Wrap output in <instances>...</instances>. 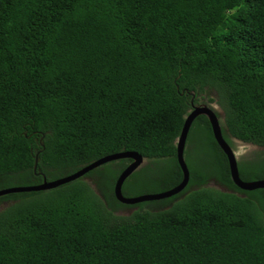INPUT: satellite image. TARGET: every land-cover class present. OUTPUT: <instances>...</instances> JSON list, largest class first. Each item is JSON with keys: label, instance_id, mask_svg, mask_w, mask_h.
<instances>
[{"label": "trees", "instance_id": "1", "mask_svg": "<svg viewBox=\"0 0 264 264\" xmlns=\"http://www.w3.org/2000/svg\"><path fill=\"white\" fill-rule=\"evenodd\" d=\"M189 92L222 107L229 143L264 147V0H0V189L126 151L151 161L140 170L172 162L175 187ZM195 127L215 170L169 208L118 214L130 159L0 197V264H264V189H238L208 119ZM239 166L264 179V162Z\"/></svg>", "mask_w": 264, "mask_h": 264}, {"label": "water", "instance_id": "2", "mask_svg": "<svg viewBox=\"0 0 264 264\" xmlns=\"http://www.w3.org/2000/svg\"><path fill=\"white\" fill-rule=\"evenodd\" d=\"M185 92H187V89L183 91V93ZM189 94H191L192 96V110L186 116L181 134L176 142V147H177L176 158L178 165L183 173V179L175 187L156 194H145L136 197L126 196L123 191L125 182L128 180V178H130L137 170H139L143 166L146 160V158L138 152L126 151V152H119V153L106 155L82 167L81 169H79L74 173L60 177L55 180H48L46 176H43L42 182L36 185L16 186V187L0 189V197L9 194L30 193V192L55 189L63 185H66L68 183H71L73 181H76L77 179L84 177L86 174L90 173L91 171L105 164L121 159L131 160V162L119 173L114 185L115 197L122 204L132 206L144 202L159 201L177 196L187 188L190 182L191 171L186 160V147L192 126L195 120L199 116H205L210 122L214 139L221 148V150L224 152V154L227 156L230 176L234 185L238 189L245 192H252L259 189H264V179L253 180V181H245L242 179L237 156L232 146L229 144V142L226 140L224 136L223 126L221 123L219 113L208 103L195 105L194 99L196 94L194 92H189ZM38 155L36 156V163L34 168L36 173L38 166Z\"/></svg>", "mask_w": 264, "mask_h": 264}, {"label": "rangeland", "instance_id": "3", "mask_svg": "<svg viewBox=\"0 0 264 264\" xmlns=\"http://www.w3.org/2000/svg\"><path fill=\"white\" fill-rule=\"evenodd\" d=\"M208 103L210 104L220 115L221 123L224 119V111L222 107L218 104V102H209L208 97L206 95L200 96L198 104ZM232 139V138H231ZM234 151L237 156V159L240 161V164L247 163L250 159L255 156L263 153L264 150H260L254 145L242 143L239 140L234 141ZM186 160L190 171L192 173H196L204 178H206L209 174L214 173V155L213 151L210 149L208 145V139L206 136V132L203 129L193 128L190 132V137L188 139L187 147H186ZM150 160L146 159L143 166L140 168H144L150 164ZM253 165H257V162H252ZM174 164L169 161H164L162 163L152 165L150 168H145L144 170H137L133 177L129 179L124 185L125 194L129 197H136L145 194H156L163 192L164 184L161 182V178L167 173L168 169L171 168ZM213 179L209 181L208 186L224 190L221 185H217ZM183 197L180 196L178 198ZM178 201V199H175ZM175 201H172L170 205H166V207L159 206L163 204V201H149L142 203L144 210H160V208H169L174 204ZM139 207L136 206H126L120 208L118 210L119 215L130 216L135 211L138 210Z\"/></svg>", "mask_w": 264, "mask_h": 264}, {"label": "flooded vegetation", "instance_id": "4", "mask_svg": "<svg viewBox=\"0 0 264 264\" xmlns=\"http://www.w3.org/2000/svg\"><path fill=\"white\" fill-rule=\"evenodd\" d=\"M226 140H227V139H226ZM236 140H237V139H236ZM227 141H228V140H227ZM234 141H235V138L232 137V144L229 143V144L232 146L233 150H234ZM242 143H244V142H242ZM251 145H253V144H251ZM254 146H256V145H254ZM256 147L259 148L260 150H264V147H259V146H256ZM237 160H238V159H237ZM254 161H256L257 164H259V163L262 164V163L264 162V151H263V153H261V154L255 156L254 158L250 159V160L246 163L247 167L253 166L252 162H254ZM261 162H262V163H261ZM238 163L240 164V161H239V160H238ZM214 166H215V160H214ZM239 167H240V166H239ZM202 178H203L202 176L197 175L196 173H192V172H191V177H190V182H191V184H192L191 188H192V189H196V188L198 187L197 185L203 180ZM213 180L215 181V183H217V180L215 179V177L213 178ZM190 182H189L187 188H186L184 191H186V190L188 189V187H189V185H190ZM218 185H219V184H218ZM191 188L188 189L187 193L189 192V190H190ZM192 189H191V190H192ZM191 190H190V191H191ZM252 192H253V191H252ZM132 206H134V205H132Z\"/></svg>", "mask_w": 264, "mask_h": 264}]
</instances>
